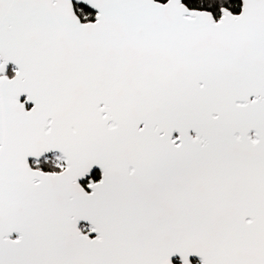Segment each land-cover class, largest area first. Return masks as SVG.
Wrapping results in <instances>:
<instances>
[{"label": "snow or ice", "instance_id": "snow-or-ice-1", "mask_svg": "<svg viewBox=\"0 0 264 264\" xmlns=\"http://www.w3.org/2000/svg\"><path fill=\"white\" fill-rule=\"evenodd\" d=\"M0 264H264V0H0Z\"/></svg>", "mask_w": 264, "mask_h": 264}]
</instances>
